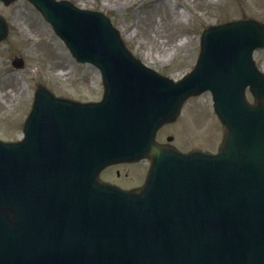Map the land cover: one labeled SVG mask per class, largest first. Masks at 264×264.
<instances>
[{
	"label": "water",
	"instance_id": "water-1",
	"mask_svg": "<svg viewBox=\"0 0 264 264\" xmlns=\"http://www.w3.org/2000/svg\"><path fill=\"white\" fill-rule=\"evenodd\" d=\"M30 1L78 60L100 68L105 89L100 102L79 103L37 85L24 139L0 140V264H236L249 253L264 264V77L251 58L264 27L205 28L196 67L174 82L134 58L100 12ZM205 89L224 127L218 153L157 144L156 129ZM145 156L139 188L98 177L109 162ZM197 181L210 195L196 194Z\"/></svg>",
	"mask_w": 264,
	"mask_h": 264
},
{
	"label": "rangeland",
	"instance_id": "rangeland-1",
	"mask_svg": "<svg viewBox=\"0 0 264 264\" xmlns=\"http://www.w3.org/2000/svg\"><path fill=\"white\" fill-rule=\"evenodd\" d=\"M71 1L109 15L131 51L172 78L194 65L199 37L206 25L245 16L264 21V0ZM0 14L9 25L8 35L0 41V138L21 137L38 82L68 97L89 99L99 95L97 68L75 61L28 1L16 0L7 6L0 2ZM14 55L24 58L22 69L12 68ZM255 55L264 59V49ZM177 119L160 133L175 135L174 142L183 148L192 145L216 150L222 130L208 91L189 99Z\"/></svg>",
	"mask_w": 264,
	"mask_h": 264
},
{
	"label": "flooded vegetation",
	"instance_id": "flooded-vegetation-1",
	"mask_svg": "<svg viewBox=\"0 0 264 264\" xmlns=\"http://www.w3.org/2000/svg\"><path fill=\"white\" fill-rule=\"evenodd\" d=\"M145 163L147 164V161ZM120 172L118 166H108L101 171V176L124 187H133L139 185L142 181V178L138 174H129L127 172L121 174Z\"/></svg>",
	"mask_w": 264,
	"mask_h": 264
},
{
	"label": "bare ground",
	"instance_id": "bare-ground-1",
	"mask_svg": "<svg viewBox=\"0 0 264 264\" xmlns=\"http://www.w3.org/2000/svg\"><path fill=\"white\" fill-rule=\"evenodd\" d=\"M159 24L157 23V26H158Z\"/></svg>",
	"mask_w": 264,
	"mask_h": 264
}]
</instances>
